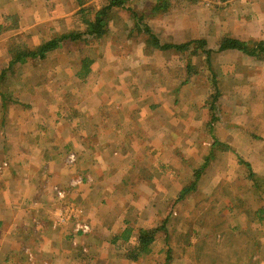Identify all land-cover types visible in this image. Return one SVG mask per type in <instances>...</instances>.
<instances>
[{
    "label": "rangeland",
    "instance_id": "rangeland-1",
    "mask_svg": "<svg viewBox=\"0 0 264 264\" xmlns=\"http://www.w3.org/2000/svg\"><path fill=\"white\" fill-rule=\"evenodd\" d=\"M105 2L0 0V264H264V0H134L163 48L125 9L100 42L68 40L8 69L14 46L40 52L87 30L85 11ZM224 37L247 50L209 65ZM142 227L156 240L133 260Z\"/></svg>",
    "mask_w": 264,
    "mask_h": 264
},
{
    "label": "trees",
    "instance_id": "trees-1",
    "mask_svg": "<svg viewBox=\"0 0 264 264\" xmlns=\"http://www.w3.org/2000/svg\"><path fill=\"white\" fill-rule=\"evenodd\" d=\"M223 3L230 2L232 0H221ZM169 0H158L157 5L154 7L156 10L164 9ZM134 3V0H106L100 7L95 8L92 11V14L88 11H85V19L88 24L87 30H78L75 32H69L67 34H62L59 37H56L48 42H45L42 45L40 52H36L31 47H29L26 43H19L14 46L10 52V61L8 64V69H13L12 71L17 73L16 66L19 64L27 63L34 55H37L40 58L46 57L49 52L55 50L59 47L63 42L73 41L75 43L80 41H97L100 42L101 39L107 34L109 31L110 21L113 18L114 14L117 11H122L125 9H131L132 14L135 18V24L137 33H146L148 38L147 42L150 46L155 48H163V44L160 39L152 32L150 25L148 23L142 22L144 16L139 15L138 9L132 7L131 5ZM120 11V12H121ZM261 48L264 46V43H261ZM170 48H175L181 51L186 50L185 44H177L168 46ZM248 48L247 44L242 40L235 37H224L220 43V46L216 49L209 48L207 50V61L209 65L211 61V57L217 55L221 51H225L228 49H239L242 51H246ZM92 60L90 57H85L82 60V69L79 73L82 78H85L89 75L91 68ZM210 70V68H209ZM211 72V70H210ZM212 73V72H211ZM7 69H4L3 72L0 73V93L3 94V97L6 98V95L1 88L7 79ZM221 95V88L219 81L215 75H212L211 85H210V96L213 100V108L214 114H216V110L218 109V102ZM216 119V117H215ZM250 165V164H249ZM204 166L199 168H193V172L191 175V180L188 186L184 188L181 192L180 197L184 198L188 193L194 192L195 188L198 186V183L201 179L202 174H204ZM250 176L254 175L253 169L250 168ZM158 228L157 227H142L139 228V234L136 240V243L132 246V253L130 258L133 260H138L142 253H150L152 250V244L156 240Z\"/></svg>",
    "mask_w": 264,
    "mask_h": 264
},
{
    "label": "crops",
    "instance_id": "crops-1",
    "mask_svg": "<svg viewBox=\"0 0 264 264\" xmlns=\"http://www.w3.org/2000/svg\"><path fill=\"white\" fill-rule=\"evenodd\" d=\"M261 36H262V38H264V34L262 35V32H261ZM264 43V42H263ZM257 48V47H256ZM256 48L253 50V52H251L252 53V55H255V54H257L256 53ZM247 52H249V50L247 51ZM260 60V63L259 64H256L255 66H259L260 65V69H261V72H260V69L258 70V73L255 75V76H259V85L261 86H264V59H259ZM254 66V65H253ZM251 71H253V72H255L256 70H255V68L253 67V68H251ZM250 71V72H251ZM227 73H228V75H227V77H225V78H227V79H230V78H232V80H234L237 84H239V85H244V84H249L247 81L246 82H240V73L238 72V75H237V77H234V75L233 74H229V72L227 71ZM237 72H235V74H236ZM257 83H258V81H257ZM220 85H221V82H220ZM221 88H222V86H221ZM221 90H223V89H221ZM222 92H224V91H222ZM223 95H224V93H223ZM221 104V103H220ZM231 116V117H230ZM229 116V118L230 119H232L233 121H240L241 122V120H239L240 118H238V117H236V116H234V115H230ZM234 123V122H233ZM257 157V156H256ZM258 158H261V157H258ZM249 164L253 167V169H254V171L255 172H257V170L255 169L256 168V165H255V163H254V159L252 158V157H249ZM258 173V172H257ZM261 211H263V210H261ZM262 243H263V241H258L257 242V245L259 246V245H262Z\"/></svg>",
    "mask_w": 264,
    "mask_h": 264
}]
</instances>
